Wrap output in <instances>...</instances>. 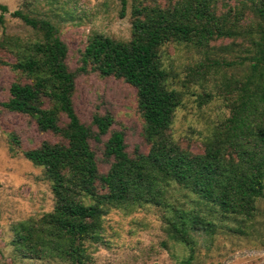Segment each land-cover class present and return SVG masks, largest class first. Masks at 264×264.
<instances>
[{
	"label": "trees",
	"instance_id": "obj_1",
	"mask_svg": "<svg viewBox=\"0 0 264 264\" xmlns=\"http://www.w3.org/2000/svg\"><path fill=\"white\" fill-rule=\"evenodd\" d=\"M120 5L123 11L125 0ZM5 11L0 4V13ZM11 16L29 27L35 39L0 40L14 59L10 69L24 80L9 85L1 106L29 117L37 131L58 139L22 152L26 161L42 169L52 208L13 227L11 244L21 258L86 264L110 209L154 206L178 214L167 202L175 191L221 222L253 216L264 190V0L133 2L129 38L119 41L92 33L75 70L68 68L66 45L48 20L18 10ZM169 45L201 56L187 72L203 91L198 106L217 92L226 111L202 137L198 154L170 135L187 92L163 61ZM87 72L134 89L146 151L138 146L128 150L125 133L112 128L111 111L96 110L88 122L76 116L74 82L77 74ZM98 145L100 159L93 149ZM100 164L106 166L104 172L98 171ZM183 213L179 224L167 222L172 240L190 248L188 231L212 234L208 219L189 211L187 225Z\"/></svg>",
	"mask_w": 264,
	"mask_h": 264
},
{
	"label": "rangeland",
	"instance_id": "obj_2",
	"mask_svg": "<svg viewBox=\"0 0 264 264\" xmlns=\"http://www.w3.org/2000/svg\"><path fill=\"white\" fill-rule=\"evenodd\" d=\"M136 1L151 0H125L123 11L120 0H0L6 8L0 13V40L6 37L22 42L35 39L29 27L11 16L16 10L46 19L66 45L68 68L75 70L79 67V55L86 38L92 33L119 41L129 38L130 6ZM166 53L164 63L172 71L177 85H186L183 90L187 92L183 106L175 112L170 135L181 147L188 144L189 150L198 154L202 151V137L226 111L217 92L198 106V102L201 103L198 95L203 91L198 82L190 81L187 72L202 61L201 56L172 45L166 48ZM13 61L11 53L0 47V264H66L53 258H21L11 244L12 230L17 223L37 220L52 208L49 184L42 169L26 161L22 152L43 141H58L48 133L37 131L29 117L2 108L1 103L8 98L9 85L16 80L24 82L10 69ZM209 89H212L210 84L206 91ZM72 104L82 122H88L96 110L111 111L115 119L112 128L125 133L128 150L138 146L146 151L135 111V92L130 86L113 78L101 79L91 72L77 74ZM94 148L100 159L101 145ZM105 169L103 164L98 166L99 172ZM189 198H183L180 191L167 197L178 214L154 206L127 211L110 209L103 218L100 241L88 250L90 261L86 264H186L189 258L188 264H264V190L253 216L243 221L221 222L216 214L207 216L204 207L193 208ZM189 211L205 217L213 225L211 235L199 230L188 231L192 240L190 248L170 238L167 224L168 221L179 224V213L184 212L183 221L188 225Z\"/></svg>",
	"mask_w": 264,
	"mask_h": 264
}]
</instances>
